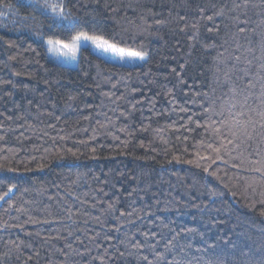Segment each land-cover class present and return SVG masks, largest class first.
I'll use <instances>...</instances> for the list:
<instances>
[{"label": "trees", "instance_id": "1", "mask_svg": "<svg viewBox=\"0 0 264 264\" xmlns=\"http://www.w3.org/2000/svg\"><path fill=\"white\" fill-rule=\"evenodd\" d=\"M6 2L0 191L15 184L16 199L0 205V256L262 264L264 179L251 169L264 164V0H77L149 55L124 65L89 49L75 67L47 55L57 30L28 0ZM233 98L255 121L239 135L218 122Z\"/></svg>", "mask_w": 264, "mask_h": 264}, {"label": "snow or ice", "instance_id": "2", "mask_svg": "<svg viewBox=\"0 0 264 264\" xmlns=\"http://www.w3.org/2000/svg\"><path fill=\"white\" fill-rule=\"evenodd\" d=\"M28 2L33 6V11L38 12L49 22V27L57 30L46 39V53L56 60L61 58L65 61L83 59L86 52L91 55L89 47L100 50L103 53H110L113 57L118 58L121 63H126L128 61L144 62L148 60L149 54L145 45L141 43L139 39L133 37L131 29L124 30L129 33L127 38L117 34L96 16L81 11L83 5L77 6V0H28ZM241 6L247 7V4H236L234 7L239 8ZM0 9H7L11 12L12 5L7 3L6 0H0ZM220 14H223V8L220 10ZM0 15H3V12H0ZM32 18L35 19L34 16ZM25 19H27V17H25ZM209 19H211V17H209ZM130 23L135 24L134 21H130ZM157 23H160V21H157ZM136 27L139 28V25ZM236 59H239V57L237 56ZM233 97H235V93H233ZM71 99L73 98L69 97V100ZM246 103V98L243 103H238L235 98L228 101L227 116H224V105H221L218 122L224 124L230 119L235 125L236 135H239L240 131L246 130L249 124H255V121L244 111ZM206 107L213 115H216L213 111L216 107L214 104L210 103L206 105ZM233 109H235V111H233ZM259 115L261 120L264 121V112L259 113ZM229 126L231 127L232 125ZM261 127H264V123L261 124ZM0 139H2V137H0ZM61 139H63V137H61ZM228 142H232L231 137H229ZM92 151L95 152V148H93ZM216 151L219 152L220 149L217 148ZM73 155H75V153H73ZM202 158L208 159L209 164L215 162L210 157ZM216 159H219V157L217 156ZM252 163H258V161H252ZM217 167H219V165ZM7 170L13 171L14 169L9 168ZM203 170L209 172L208 167H204ZM251 171L259 173L260 178L264 179V164H261L260 167L252 168ZM212 172H215V169H213ZM212 172H209V174L211 175ZM15 192V184L5 186V188L0 191V205L7 204L10 208L15 207ZM261 204L262 207H264V201H262ZM15 210L20 211L22 209L15 208ZM65 211L70 215L72 214L71 208H66ZM119 215L123 216L124 213L120 212ZM117 231H119V229H117ZM145 235L147 236V234ZM134 247L140 248L142 245L136 243ZM11 259L12 257L9 256L8 253H5L0 256V264H8ZM143 259L148 261L149 257L144 255ZM154 259L158 258L154 257ZM149 264H151V262H149ZM262 264H264V262H262Z\"/></svg>", "mask_w": 264, "mask_h": 264}, {"label": "rangeland", "instance_id": "3", "mask_svg": "<svg viewBox=\"0 0 264 264\" xmlns=\"http://www.w3.org/2000/svg\"><path fill=\"white\" fill-rule=\"evenodd\" d=\"M90 50H92L93 53L105 58L106 60L108 61H111V62H114V63H117V64H124V65H138V64H142L143 62H140V61H128L126 63H121L119 61L118 58H115L112 56V54L110 53H103L101 52L100 50H96L92 47H89ZM51 59H53L55 62L59 63V64H62V65H65V66H70V67H75L78 65V60L77 61H65L63 58L59 59V60H56L54 58H52L51 56H49Z\"/></svg>", "mask_w": 264, "mask_h": 264}]
</instances>
